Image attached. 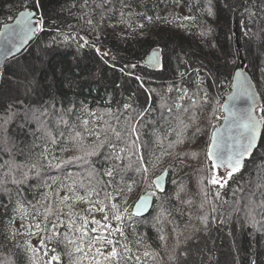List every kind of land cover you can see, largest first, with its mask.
Here are the masks:
<instances>
[{"label": "trees", "instance_id": "obj_1", "mask_svg": "<svg viewBox=\"0 0 264 264\" xmlns=\"http://www.w3.org/2000/svg\"><path fill=\"white\" fill-rule=\"evenodd\" d=\"M28 8L43 18V30L0 71V264H46L51 255L92 264L94 250L70 258L72 245L44 256L40 236L27 229L40 219L34 205L68 211L60 205L66 195L78 223L91 219L90 205L75 199L86 195L80 182L88 184L89 171L102 170L114 151L123 171L106 203L127 209L120 224L127 238L120 242L132 250L127 264H264V133L223 188L209 183L208 158L241 56L264 107V0H0V31ZM153 50L163 54L157 71L142 64ZM86 129L107 132L111 143L83 162L49 168L41 154L66 162L97 142ZM37 162L39 175L29 171ZM167 169L161 192L155 179ZM22 172L28 179L13 184ZM149 193H157L151 214L131 215Z\"/></svg>", "mask_w": 264, "mask_h": 264}, {"label": "snow or ice", "instance_id": "obj_2", "mask_svg": "<svg viewBox=\"0 0 264 264\" xmlns=\"http://www.w3.org/2000/svg\"><path fill=\"white\" fill-rule=\"evenodd\" d=\"M23 25V30L25 33L33 31L31 22L20 21ZM40 29L43 30L44 20L41 17L36 22ZM91 23V20L88 21ZM204 35V33H202ZM215 47V45H213ZM98 53L99 49L96 50ZM107 53H102V56H106ZM134 67V66H133ZM237 75L240 73L237 72ZM253 102L250 107L241 115L234 116L232 121L233 127L228 129L227 137L225 138L223 134L213 133L212 143L208 149V158L212 161V168L214 170L209 183L212 185H218L220 188L225 187L228 180L232 179L236 173H239L245 166V160L252 156L253 150L256 148V141L261 128L264 127V107H261L254 102L253 97H249ZM259 111V115L254 113ZM85 126L89 123L88 121L82 122ZM89 135L94 136L97 141L95 144L91 145L87 151H85L83 156H73L70 160L66 162H61L55 156L49 159L48 155L41 154L44 160H48L49 168H59L62 163H73V162H83L87 157H93L98 155L99 149L103 148L106 143H111L110 137L107 132L97 134L96 132L86 129ZM134 130V129H133ZM113 135L117 139L121 138L120 132L115 129H111ZM81 133L77 132L76 137L80 138ZM52 143H56L55 139H52ZM120 151H124L121 149ZM48 149L45 148V153ZM108 164L103 167L102 170L91 169L88 174V184H84L83 181L80 182V187L84 189L86 195L76 196V200L88 203L90 207L87 209L89 215L92 217L88 219L85 216H78L79 223L77 219L73 216L76 214L71 211V205L68 204L70 200L73 199L72 196L66 195L61 198L60 205H65L69 210L66 211L65 207L59 205H49L47 203H42L41 207L43 211L36 209L34 205V217H39L40 219L31 224L27 229V234L32 236H40V249L43 250V255L48 256L49 252H55L57 244H63L65 248L68 245H72L73 251L67 252L66 254L72 258L75 253H85V248L89 251L94 250V255L92 258V264H127V261L132 259L131 248L128 247L127 243H121L120 238H125V232L120 224L125 219L126 208L122 209L118 204H108L106 201L113 199V193L107 191L109 187H112L116 183V176L120 175L123 169L116 163L120 161L122 157L116 154L115 151L110 153L106 157ZM52 160H56V163H52ZM42 165L38 162L30 166L29 171L33 168L36 169V175H39V169ZM223 168L225 175L223 177L216 174V170ZM147 171V169H145ZM107 177L108 179H104ZM28 179V172H22L20 179L13 177V184H22ZM95 180V183H93ZM53 183H56L53 181ZM51 187V185H47ZM75 182L73 185L68 187L69 192L75 191ZM131 189L129 188V191ZM117 191H121L117 186ZM103 193V198L101 197ZM151 195V193H149ZM216 197L219 198V193H216ZM142 201L146 200L145 197L140 198ZM126 203V201H125ZM140 205L138 204L137 207ZM215 208H213V212ZM96 212L103 213V219H95L94 214ZM131 215H135L133 212ZM205 220L207 218H204ZM113 221L116 222L115 226ZM222 222V221H221ZM93 227H89V225ZM35 229V231H33ZM65 229V231H61ZM73 233V238H69L68 233ZM160 239L163 241L165 237L161 235ZM142 242V241H141ZM52 244L53 247L49 248ZM105 249H109L105 251ZM35 254L38 250L32 249ZM145 256L149 253L145 251ZM186 255V253H185ZM137 261L140 257L135 258ZM172 259V257H170ZM62 264V258L59 255H51L50 259L46 264ZM32 264H36L35 261ZM73 264H82L79 258L73 260Z\"/></svg>", "mask_w": 264, "mask_h": 264}, {"label": "water", "instance_id": "obj_3", "mask_svg": "<svg viewBox=\"0 0 264 264\" xmlns=\"http://www.w3.org/2000/svg\"><path fill=\"white\" fill-rule=\"evenodd\" d=\"M38 20V12L34 9L28 8L19 12L13 22L5 24L2 27L0 31V71L5 68L9 61L23 54L34 42L40 30V26L36 23ZM20 21H30L33 31L25 33L23 30V25L20 23ZM142 64L153 71L161 69L164 64L162 52L160 50H153L148 54ZM237 72H239L240 74L237 75ZM249 97L254 98L255 104L261 107L263 106L262 96L257 83L250 72L247 70L246 61L241 56V63L235 70L232 78V90L227 95L223 103L224 120L213 133H216L218 135L223 134L226 138L228 129L230 127L234 128V125L232 124L234 116L243 114L253 102L249 99ZM254 114L258 115V110ZM263 133L264 127L261 128V131L258 134L256 148L253 150L252 156L245 160V166L258 150L263 138ZM211 143L212 138L210 145ZM210 162L212 163L211 160ZM219 170L225 173L223 168ZM168 180L169 169H167L155 179V184L161 192L166 191ZM156 196L157 193H154L152 195H143L142 197H145L146 200L142 201L141 199H139L135 203L133 207V212H135L134 216L137 218H145L149 216L154 208ZM138 204L140 205L139 207H137Z\"/></svg>", "mask_w": 264, "mask_h": 264}, {"label": "rangeland", "instance_id": "obj_4", "mask_svg": "<svg viewBox=\"0 0 264 264\" xmlns=\"http://www.w3.org/2000/svg\"><path fill=\"white\" fill-rule=\"evenodd\" d=\"M216 83V82H215ZM232 90V89H231ZM227 97V96H226ZM224 103V102H223ZM222 109H223V106H222ZM218 120L219 121H222L223 122V120H224V112H223V117L222 116H219L218 117ZM222 124V123H221ZM220 124V125H221ZM219 125V126H220ZM218 126V127H219ZM182 163L184 164V165H188V163H186L185 161H182ZM217 175L218 176H221V177H223L224 175H225V173H223L221 170H219V172L217 173ZM97 219L98 220H102L103 219V215L101 214L100 216H98L97 217ZM217 246H215V248H216ZM221 248H220V251H221V253H223V252H225V254H227V251H228V247H227V245L225 244V242L224 243H222V245L220 246ZM169 248H167V250H168ZM215 250V249H214ZM162 261L164 260V259H161Z\"/></svg>", "mask_w": 264, "mask_h": 264}]
</instances>
